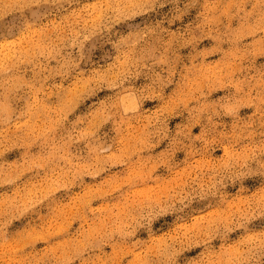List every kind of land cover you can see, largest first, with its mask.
<instances>
[{
	"label": "clouds",
	"instance_id": "9594fccd",
	"mask_svg": "<svg viewBox=\"0 0 264 264\" xmlns=\"http://www.w3.org/2000/svg\"><path fill=\"white\" fill-rule=\"evenodd\" d=\"M0 264H264V0H0Z\"/></svg>",
	"mask_w": 264,
	"mask_h": 264
}]
</instances>
